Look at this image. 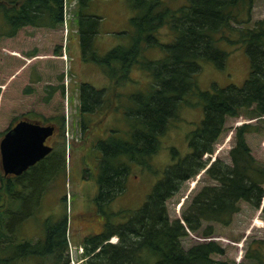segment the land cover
I'll return each mask as SVG.
<instances>
[{
    "label": "trees",
    "instance_id": "1",
    "mask_svg": "<svg viewBox=\"0 0 264 264\" xmlns=\"http://www.w3.org/2000/svg\"><path fill=\"white\" fill-rule=\"evenodd\" d=\"M143 1L147 4L141 5L143 22L134 34L133 46L128 53L114 50L112 53L119 50L114 57H98L91 44L93 29L82 22L89 19L88 15L80 19L84 58H95L108 65L113 64L114 58L122 61L121 68L112 72L116 79L124 77L133 63H140L149 69L154 81L152 94L145 99L147 102L128 111L129 132L119 134V130L113 129L104 135L102 129L103 136L93 143L102 153L101 158L98 156L96 172L100 206L125 191L130 163L153 170L151 157L159 149L160 136L170 118L178 114L186 93H197L204 116L188 134L187 153L180 154L172 147L173 161L164 168L143 205L129 211L126 219L116 224L107 222L101 232L87 235L81 243L84 246L82 256L86 257V264H236L215 256L225 252L215 239L198 240L189 247L183 240L191 232L205 237L212 235L214 223L230 224L241 211L243 201L257 208L262 205L264 161L253 153L247 134L264 132V17L252 19L254 0H189L188 4L175 9L163 7V0ZM65 21L66 0H0V40L15 37L26 27L58 28ZM163 24L173 34L172 42L166 45V54L157 61H150L151 66L139 62L141 43L155 42V33ZM227 40L246 45L250 73L244 84L214 85L212 90H198L196 76L200 60H213L223 66L229 54L223 48ZM16 49L19 47L15 43L8 44L7 54L1 55L8 61L2 59L0 62L8 63L7 72L0 70V79L12 87L8 107L18 105L15 95L20 85L16 80L21 56ZM21 76L25 83V71ZM2 85L0 83V100ZM80 89L81 112L86 122V115L94 114L103 104L108 107L114 102L102 97L103 92L89 82H83ZM24 90L30 92L33 86L27 83ZM43 90L40 99L49 103L57 90L65 96L66 86L63 82L49 83ZM117 95L116 92L113 96ZM63 110L49 116L30 110L14 116L11 124L0 132L1 138L19 119L34 114L43 122L54 123L62 136L58 146H53L50 153L20 174H5L0 165V264H21L23 259H29V264H70L67 217L57 222L48 221L45 236L36 241L24 240L18 235L22 223L38 209L56 176L66 174L68 149ZM240 116L255 118L257 122L246 121L235 127L230 162L215 158L206 172L216 182L199 189L182 208L181 216L172 218L166 204L168 198L206 167L209 159L203 156L215 151L228 118ZM5 118V112H0V123ZM89 126L85 123L83 129ZM262 211L264 213V206ZM125 214L122 213L124 218ZM113 235L119 237L118 241L109 240ZM246 257L255 264H264V239H254ZM30 258H34V262Z\"/></svg>",
    "mask_w": 264,
    "mask_h": 264
},
{
    "label": "rangeland",
    "instance_id": "2",
    "mask_svg": "<svg viewBox=\"0 0 264 264\" xmlns=\"http://www.w3.org/2000/svg\"><path fill=\"white\" fill-rule=\"evenodd\" d=\"M158 2L160 0H152ZM164 6L175 9L188 4L189 0H163ZM147 4L143 0H66V21L58 28L47 26L26 27L17 36L0 40V62L2 54H7L8 44L17 45L16 49L21 58L17 70L19 77L16 83L18 105L8 107L12 87L5 80L0 79L1 100L0 112H5L6 118L0 123V132L11 124L14 116L33 110L36 113L49 116L65 111L66 115V143H67V171L57 175L55 180L44 194L41 204L35 213L29 216L18 231L19 237L24 240L42 238L46 233L48 221L57 222L67 217V236L70 253V264H86V257L82 253L81 244L89 234L99 233L105 228V223H118L126 219L129 211L140 208L153 190L157 180L162 176L164 168L173 161L172 147L180 154L189 151L188 134L196 128L204 116V110L199 103L197 93H186L178 114L170 118L165 132L160 136V147L151 157L153 170L138 163H130L127 176V187L108 203L100 206L97 200L99 182L97 178V160L99 148L93 145L94 141L113 129L119 134L129 132L130 110L142 107L145 99L152 94L153 76L149 69L140 63H133L125 71L122 78L112 76L114 69H120L122 61H115L108 65L95 58H84L81 44L80 19H83L91 33L92 46L99 58L119 53H128L133 46L134 34L140 27L143 19L141 5ZM162 6V5H161ZM136 17V21L133 18ZM264 17V0H254L252 19ZM97 24L93 23L94 20ZM97 19V20H96ZM234 37V36H233ZM173 34L167 25L158 27L155 33V42L150 45L147 41L141 43L142 51L138 54V61L151 66L152 61L162 58L167 52V44L171 43ZM223 46L229 51L223 66L213 60H200V70L196 81L198 90H212L214 85L227 86L230 84L243 85L250 73V60L244 42L234 43L226 41ZM122 50V51H121ZM33 53V54H31ZM151 61V62H150ZM8 63L0 64V70L5 69ZM23 66L25 67L24 70ZM26 73L27 81H21L22 72ZM65 83V96L60 91L54 95L49 103L40 99L45 86ZM89 82L103 92L102 97L114 101L108 107L103 104L94 114L86 115V123L90 126L81 129V98L80 85ZM27 83L33 86L32 91H25ZM7 85L6 88H4ZM29 85V84H28ZM35 89V91H34ZM115 91L117 96H113ZM42 93V94H41ZM35 118V115H29ZM90 117V118H88ZM40 120V119H39ZM257 122L255 118L229 117L226 129L219 137L215 151L203 157L209 163L195 176L183 183L182 188L168 198L166 204L172 218L181 216L182 208L188 204L194 194L206 184L215 183L206 172L211 162L218 157L230 162V148L234 143L235 127L243 122ZM103 129V134H102ZM117 132V131H116ZM1 139V138H0ZM62 136L58 130L51 138L53 146H58ZM247 139L256 157L264 161V132H249ZM88 168V169H86ZM2 203V202H0ZM122 213L125 214V218ZM208 222L204 223L206 225ZM215 232L210 236L190 233L183 243L189 247L194 242L203 239H215L225 249L223 254H216L217 258L232 260L236 264H255L246 257V251L254 239H264V213L260 208L243 201L242 209L235 214L228 225L214 223ZM115 236V237H114ZM113 235L109 240L118 241ZM34 258H30L34 262ZM29 264V259H23L21 264Z\"/></svg>",
    "mask_w": 264,
    "mask_h": 264
},
{
    "label": "water",
    "instance_id": "3",
    "mask_svg": "<svg viewBox=\"0 0 264 264\" xmlns=\"http://www.w3.org/2000/svg\"><path fill=\"white\" fill-rule=\"evenodd\" d=\"M56 130L54 123L23 117L0 139V165L5 174H20L53 150L47 142ZM264 206V198L261 209Z\"/></svg>",
    "mask_w": 264,
    "mask_h": 264
},
{
    "label": "flooded vegetation",
    "instance_id": "4",
    "mask_svg": "<svg viewBox=\"0 0 264 264\" xmlns=\"http://www.w3.org/2000/svg\"><path fill=\"white\" fill-rule=\"evenodd\" d=\"M115 93H116V91H115ZM80 98H81V89H80ZM81 104H82V100H81ZM84 120H85V119H81V129H83L84 126H85L86 121H84ZM57 131H58V128L56 127V130H55L54 134H53L51 137H49V138L47 139V142H48L49 144L53 145L50 141H51V138H52L53 136H55V133H56Z\"/></svg>",
    "mask_w": 264,
    "mask_h": 264
},
{
    "label": "crops",
    "instance_id": "5",
    "mask_svg": "<svg viewBox=\"0 0 264 264\" xmlns=\"http://www.w3.org/2000/svg\"><path fill=\"white\" fill-rule=\"evenodd\" d=\"M66 11H67V7H66Z\"/></svg>",
    "mask_w": 264,
    "mask_h": 264
}]
</instances>
